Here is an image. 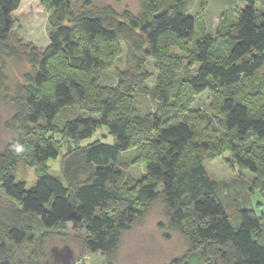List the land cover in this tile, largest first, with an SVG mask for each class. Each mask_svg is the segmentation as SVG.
I'll return each mask as SVG.
<instances>
[{
	"label": "trees",
	"instance_id": "obj_1",
	"mask_svg": "<svg viewBox=\"0 0 264 264\" xmlns=\"http://www.w3.org/2000/svg\"><path fill=\"white\" fill-rule=\"evenodd\" d=\"M184 1L141 0L142 11L135 15L126 10L119 14L111 6L74 13L69 0H42L50 10L49 43L40 51L13 35L6 20L21 0H0V56L31 65L16 88V111L8 124L15 136L0 152V166L10 167L24 156L37 173L31 188L12 171L0 175V264H48L45 240L56 231L64 233L72 220L85 223L86 235L78 236L82 254L99 252L105 264H116L122 234L155 201L163 205L167 226L187 243L183 255L164 264H264V211L239 207L233 224L218 184L199 155L201 150L208 157L228 151L238 167L255 176L254 187L264 193V95H259L264 82V12L257 14L258 0H242L238 20L218 34L230 43L224 56L212 54L215 36L194 43L192 59L198 69L170 81V89H158L155 113L111 117L126 93L147 80L143 66L158 57L162 35L192 39L194 18ZM157 2L164 6L151 13L150 5ZM115 43L127 49L126 71L113 95L86 106L87 86L80 79L107 65L101 47ZM1 81L0 67V87ZM206 90L212 94L213 116L204 117L205 133L188 120L172 121L181 109L178 104ZM69 106L89 114L57 120L60 110ZM102 126L111 143L95 139L79 144ZM47 133H61L64 139L46 138ZM198 134L203 139L198 140ZM141 141L151 150L143 159L147 175L124 179L121 154ZM63 147L60 174L52 176L47 161Z\"/></svg>",
	"mask_w": 264,
	"mask_h": 264
},
{
	"label": "rangeland",
	"instance_id": "obj_2",
	"mask_svg": "<svg viewBox=\"0 0 264 264\" xmlns=\"http://www.w3.org/2000/svg\"><path fill=\"white\" fill-rule=\"evenodd\" d=\"M69 1L74 13H96L104 6H111L119 14L126 10L138 15L142 11L141 0ZM184 2L187 14L194 18L192 39H179L171 32L162 35L159 40L160 53L158 57L149 58L143 66L148 74L147 80L126 93L127 99L118 102V107L111 117L115 118L122 113L141 114L148 110L155 113L159 104L158 89L164 87L168 90L170 81L187 77L198 69L199 64L192 59L194 43L204 36H215L212 47L214 56L222 57L227 53L230 43L224 37L218 38V34H222L228 26L238 20L244 7L242 0H185ZM163 6L162 2H157L151 4L149 10L151 13H157ZM256 10L257 14L264 12V0H258ZM49 13L50 10L46 9L42 0H21L19 7L7 16L6 20L11 23L13 35L17 36L22 43H32L40 51H43L49 43L47 26ZM100 53L107 65L96 71L87 72L80 79L87 86L84 102L86 106L94 100L113 95L119 76L126 71L127 49L123 44L115 43L106 48L102 46ZM0 67L2 72L0 152H2L15 136L14 128L8 124L16 111L14 104L16 88L25 80V75L31 71V65L24 59L3 54L0 56ZM260 87L259 95L263 96L264 82L260 84ZM174 90L172 88L170 94H173ZM176 98L173 97L172 100H176ZM211 104L212 94L209 91L194 94L188 103L178 104L181 109L178 110L172 121L188 120L191 124L194 123L199 131L206 126L205 120L207 119L204 117L211 118L213 116ZM88 114L89 112L86 110L80 111L76 106H69L60 110L57 120L62 122L68 117L87 116ZM195 114L198 115V118L193 121L192 117ZM201 132V134L205 133L206 128H203ZM45 136L46 138L64 139L61 133H47ZM95 139L112 142L109 131L102 126L89 138L80 140L79 144L84 145ZM201 139L203 138H200L198 134V140ZM74 142L77 143L74 140L71 145H74ZM139 145H135L121 154L125 165L124 179L141 180L147 175L146 162L143 159L146 158V155H151V150L146 147L145 141H141ZM64 146L66 147V145ZM65 147L56 158L47 161L48 172L52 176L60 174V161ZM199 152L208 176L218 184L219 194L227 204L226 209L233 224H236L237 219L234 217H236L239 207L253 208L257 214L264 211V193L258 187H254L255 176L249 170L238 167L228 151L209 157L207 151ZM25 159L26 157L22 156L10 167L0 166V175L6 171H12L18 180H23L26 187L31 188L37 179V173L34 167L27 165ZM262 182L264 184V179ZM0 202H4L1 196ZM56 232L44 242L45 260L48 264H105L102 253L97 252L87 256L82 254L78 236L86 235L84 222L69 221L64 233ZM186 250L185 239L179 231L172 230L167 226L163 205L160 201H155L148 206L145 215L136 221L131 229L122 234L114 260L116 264H164L174 257L183 255Z\"/></svg>",
	"mask_w": 264,
	"mask_h": 264
}]
</instances>
